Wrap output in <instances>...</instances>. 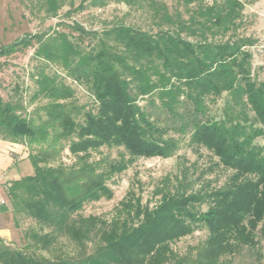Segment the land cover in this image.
I'll return each instance as SVG.
<instances>
[{
    "label": "trees",
    "instance_id": "obj_1",
    "mask_svg": "<svg viewBox=\"0 0 264 264\" xmlns=\"http://www.w3.org/2000/svg\"><path fill=\"white\" fill-rule=\"evenodd\" d=\"M43 2L47 17L64 5V0ZM93 4L104 6L107 0ZM242 6V0L216 2L204 21L167 16L172 25L156 31L122 22L97 31L75 23L74 40L59 31L29 33L0 46L1 66L3 56L36 41L35 56L61 66L65 77L88 88L96 104L86 109L57 73L39 74L29 105L45 102L31 112L0 93V139L23 144L34 170L6 184L0 212L10 214L16 226L21 217L34 220L39 228L31 236L39 249L56 252L66 238L76 251L37 256L29 246L15 248L0 237V264H230L243 249L260 244L264 76L252 74L251 38L215 41L206 35L214 27L228 32ZM197 31L201 37L190 39ZM86 37L94 42L83 47ZM219 98L224 105L218 115L211 114L210 104ZM187 135L190 145L206 148L232 171L224 185L158 191L154 206L132 195L109 220L80 213L86 204L114 196L108 181L115 175L139 158L174 156ZM103 147L123 151L116 158L96 156ZM66 152L71 163L64 161ZM201 227L208 232L202 243L184 255L173 249V243Z\"/></svg>",
    "mask_w": 264,
    "mask_h": 264
},
{
    "label": "rangeland",
    "instance_id": "obj_2",
    "mask_svg": "<svg viewBox=\"0 0 264 264\" xmlns=\"http://www.w3.org/2000/svg\"><path fill=\"white\" fill-rule=\"evenodd\" d=\"M225 0H202L192 4H184L177 0L142 1L135 6H128L118 0H107L104 6L94 5L93 0H64V5L54 17H47L43 0H0V46L23 38L29 33H46L52 35L56 31L65 32L74 40L77 35L71 29L75 23H80L87 29L101 31L117 23H126L142 29L156 31L159 27L166 29L172 25L167 16L173 21L178 17L189 20H205L209 7L216 2ZM239 18L230 25L226 33L217 27L207 31L209 39L220 41L228 37H249L253 44L248 47L252 52L253 76L262 79L264 76V0H242ZM166 14V15H165ZM192 28H199V24L192 23ZM191 36L190 39L200 38ZM94 41L86 37L82 43L88 47ZM37 43L16 51L1 58L0 66V93L6 99L20 100L28 111H33L35 105L45 102L37 99L33 104L29 102L38 88L37 77L41 72L57 73L59 79L64 80L75 89V97L86 109L95 107L94 99L85 85L78 84L71 78H67L66 71L57 64H49L35 56ZM146 101L141 100V104ZM224 105V99H218L210 104V113L218 115ZM258 142H263L258 139ZM28 152V150L26 149ZM122 148H101V153L96 156H109L116 158ZM64 161L71 163L73 157L66 152ZM23 175L33 174L30 163V171L26 170V164L20 165ZM232 171L218 164V159L212 152L202 146L190 145L189 136L182 138L180 149L169 158L152 157L139 158L124 172L115 175L108 181L114 191L111 199L103 198L96 202L88 203L80 213L84 216L97 215L104 219H111L121 208V201L134 195L139 197L142 203L154 206L160 199V192L175 191L178 188H187L188 191L209 189L224 185ZM5 195L3 185H0V197ZM206 209V206H202ZM1 213V212H0ZM7 215V214H6ZM2 223L9 230L5 237L6 243L15 248L26 249L37 256L55 258L60 255H75L74 246L66 239L61 238L56 247V252H47L39 249L34 244L31 236L33 230H38V225L30 218L21 217L18 226L10 214L1 215ZM4 217V219H2ZM208 235L206 228L201 227L192 235L181 238L172 244L173 249L180 255L188 253L192 247L202 243ZM1 237V236H0ZM261 258V261H260ZM264 264V237L260 238V244L254 248H245L234 256L230 264Z\"/></svg>",
    "mask_w": 264,
    "mask_h": 264
},
{
    "label": "crops",
    "instance_id": "obj_3",
    "mask_svg": "<svg viewBox=\"0 0 264 264\" xmlns=\"http://www.w3.org/2000/svg\"><path fill=\"white\" fill-rule=\"evenodd\" d=\"M23 144L12 143L0 139V185H3L5 195L0 197V203L7 200L6 184L9 181L19 179L22 176L20 165L26 164V170L30 171V162L28 160V152ZM28 175V174H27ZM3 213H0V216ZM4 219V217L2 218ZM9 230L6 228V224L2 223L0 217V236L5 237Z\"/></svg>",
    "mask_w": 264,
    "mask_h": 264
},
{
    "label": "built area",
    "instance_id": "obj_4",
    "mask_svg": "<svg viewBox=\"0 0 264 264\" xmlns=\"http://www.w3.org/2000/svg\"><path fill=\"white\" fill-rule=\"evenodd\" d=\"M3 202V201H2Z\"/></svg>",
    "mask_w": 264,
    "mask_h": 264
}]
</instances>
